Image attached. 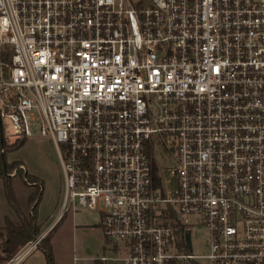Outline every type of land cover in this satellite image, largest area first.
<instances>
[{"label": "built area", "instance_id": "2783aa9c", "mask_svg": "<svg viewBox=\"0 0 264 264\" xmlns=\"http://www.w3.org/2000/svg\"><path fill=\"white\" fill-rule=\"evenodd\" d=\"M0 49L3 132L50 135L103 260L264 264V0H0Z\"/></svg>", "mask_w": 264, "mask_h": 264}, {"label": "rangeland", "instance_id": "374dc122", "mask_svg": "<svg viewBox=\"0 0 264 264\" xmlns=\"http://www.w3.org/2000/svg\"><path fill=\"white\" fill-rule=\"evenodd\" d=\"M158 158L164 160L159 152ZM7 160L9 162H23L24 168L30 174L41 179L43 193L38 206V221L42 230L56 216V211L60 209L61 200L64 196V177L50 135H42L40 131H34L19 149L7 152ZM171 163L172 159L166 157L163 166L167 168ZM13 187L19 202L27 209L28 195L32 186L25 185L19 176L15 175L13 177ZM76 208L77 211L75 212L72 208L67 209L70 211L63 213L53 232L51 234L47 233L40 246L34 249L27 258L26 255L20 264H49L44 250L48 243L53 249V264H95L96 258L111 255L109 249L111 242L98 225L102 207L92 209L76 202ZM6 215L13 218L15 222L18 221L14 208L6 199L3 181L0 179V244L5 238ZM207 233L208 231L203 224L192 227V241L195 252H207ZM20 251L22 250L17 251L14 255L20 253ZM14 255L4 259V254L1 253L0 264L9 263Z\"/></svg>", "mask_w": 264, "mask_h": 264}, {"label": "trees", "instance_id": "16d2710c", "mask_svg": "<svg viewBox=\"0 0 264 264\" xmlns=\"http://www.w3.org/2000/svg\"><path fill=\"white\" fill-rule=\"evenodd\" d=\"M0 58L9 61V50L0 49ZM26 139L27 136L6 137L0 123V179L3 181L6 199L19 218V223H16L9 216L5 217V238L0 244V256L1 253L4 254V259L14 255L39 229L38 206L42 199L43 183L38 176L30 174L25 168L21 167V164H24L23 162H9L7 160V152L19 149ZM15 175L19 176L25 185L32 186L28 195L27 209L21 205L15 193L13 187V177ZM44 250L47 254L48 263L53 264L54 255L51 245L48 243ZM95 264H102V262L96 259Z\"/></svg>", "mask_w": 264, "mask_h": 264}, {"label": "crops", "instance_id": "0c3cea01", "mask_svg": "<svg viewBox=\"0 0 264 264\" xmlns=\"http://www.w3.org/2000/svg\"><path fill=\"white\" fill-rule=\"evenodd\" d=\"M62 203H63V200H61V205H60V209L59 210H57L56 211V216H54V218L51 220V221H49L48 223H47V225L42 229V230H46L49 234H51L52 232H53V230H54V228H55V226H56V223L58 224L59 223V221H60V219L62 218V215H63V213L64 212H67V211H70V210H67L66 208H63L62 207ZM69 209H71V208H69ZM73 209V208H72ZM73 211L75 212V211H77V208L74 210L73 209ZM101 212V211H100ZM6 216H8V215H6ZM5 216V217H6ZM16 216H17V214H16ZM10 217V216H9ZM11 218V217H10ZM17 218H18V216H17ZM12 220H14L13 218H11ZM59 220V221H58ZM101 220H102V213H100V218H99V220H98V225H100V227L102 228V223H101ZM16 223H19V218H18V221H16ZM97 225V224H96ZM40 227H41V225L39 224V229H38V231H37V233L35 234V235H37L39 232H41L42 230L40 229ZM100 229V228H99ZM102 230H103V228H102ZM104 232V231H103ZM34 235V236H35ZM33 236V237H34ZM32 237V238H33ZM31 238V239H32ZM29 241V240H28ZM50 241V240H49ZM27 243V242H26ZM25 243V244H26ZM24 244V245H25ZM105 248H106V246H105ZM110 249V252H111V255H109V256H115V254H117V253H120V252H122L123 251V249L120 247V246H118V245H111V247L109 248ZM34 250H32L31 252H33ZM30 252V253H31ZM29 253V254H30ZM29 254H27V256H26V258L28 257V255ZM104 257V256H103ZM96 259H99L101 262H102V264H114L113 262H109V261H107V260H103L102 258H96ZM95 259V260H96ZM23 263V262H22ZM20 264V263H19Z\"/></svg>", "mask_w": 264, "mask_h": 264}, {"label": "water", "instance_id": "95a60500", "mask_svg": "<svg viewBox=\"0 0 264 264\" xmlns=\"http://www.w3.org/2000/svg\"><path fill=\"white\" fill-rule=\"evenodd\" d=\"M188 237H189V235H188Z\"/></svg>", "mask_w": 264, "mask_h": 264}]
</instances>
